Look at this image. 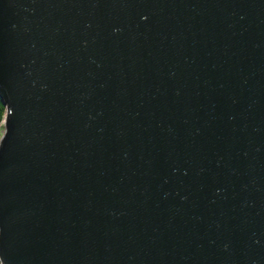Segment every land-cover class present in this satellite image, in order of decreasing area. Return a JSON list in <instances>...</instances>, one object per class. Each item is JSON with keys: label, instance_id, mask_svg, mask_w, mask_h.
Listing matches in <instances>:
<instances>
[{"label": "water", "instance_id": "obj_1", "mask_svg": "<svg viewBox=\"0 0 264 264\" xmlns=\"http://www.w3.org/2000/svg\"><path fill=\"white\" fill-rule=\"evenodd\" d=\"M0 100V264H264V0H0Z\"/></svg>", "mask_w": 264, "mask_h": 264}, {"label": "trees", "instance_id": "obj_2", "mask_svg": "<svg viewBox=\"0 0 264 264\" xmlns=\"http://www.w3.org/2000/svg\"><path fill=\"white\" fill-rule=\"evenodd\" d=\"M5 109L2 101L0 100V125L2 123L3 117H4Z\"/></svg>", "mask_w": 264, "mask_h": 264}, {"label": "rangeland", "instance_id": "obj_3", "mask_svg": "<svg viewBox=\"0 0 264 264\" xmlns=\"http://www.w3.org/2000/svg\"><path fill=\"white\" fill-rule=\"evenodd\" d=\"M2 130H3V126H2V123H1V125H0V135L2 133Z\"/></svg>", "mask_w": 264, "mask_h": 264}, {"label": "snow or ice", "instance_id": "obj_4", "mask_svg": "<svg viewBox=\"0 0 264 264\" xmlns=\"http://www.w3.org/2000/svg\"><path fill=\"white\" fill-rule=\"evenodd\" d=\"M10 122V117H9V121H8V123ZM6 135H7V133L5 132L4 133V137H5V139H6ZM0 146H2V145H0Z\"/></svg>", "mask_w": 264, "mask_h": 264}]
</instances>
